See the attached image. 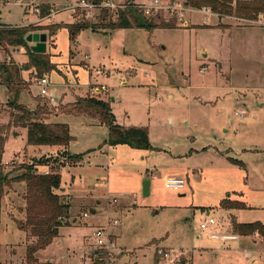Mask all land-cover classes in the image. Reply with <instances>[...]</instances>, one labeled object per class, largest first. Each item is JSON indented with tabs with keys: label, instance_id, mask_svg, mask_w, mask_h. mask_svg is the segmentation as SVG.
<instances>
[{
	"label": "rangeland",
	"instance_id": "rangeland-1",
	"mask_svg": "<svg viewBox=\"0 0 264 264\" xmlns=\"http://www.w3.org/2000/svg\"><path fill=\"white\" fill-rule=\"evenodd\" d=\"M239 1L250 2V7L246 3L241 14L230 16L214 12L209 24L198 10L187 12V24L160 10L147 18L173 27L134 24L117 29L113 12L106 8L87 20L80 0H13L2 6L1 23L48 33L45 52L53 64L42 72L29 60L33 43L0 44V64L30 66L22 71L30 86L20 92L18 102L32 111L49 108L44 119L67 123L70 149L81 154L74 166L63 152L69 147L29 145L25 127L6 131L0 170L12 178L26 164L37 163L38 173L59 172L62 188L56 192L70 208L59 234L35 260L28 259L37 237L20 227L26 218L27 186L23 181L6 186L0 200L2 264H93L98 225L116 239L104 262L111 257L116 264H178L184 258L192 264H264L263 235L221 238L237 232L234 222L264 221V12L254 0ZM130 9L123 11L134 22ZM70 15L73 24L89 28L71 36L63 25ZM42 76L49 78L53 103L41 94L37 80ZM96 84L109 89L94 95L91 87ZM86 96L110 101L122 125L147 126L152 148L109 145L106 123L68 111L70 103ZM9 99L0 83L1 125L11 120ZM169 175L183 176L185 188H166ZM145 179L151 181L149 195L143 194ZM229 194L252 208L220 206ZM89 197L102 202L95 212L89 208L97 203ZM209 218L216 223L204 231L200 225Z\"/></svg>",
	"mask_w": 264,
	"mask_h": 264
},
{
	"label": "trees",
	"instance_id": "trees-1",
	"mask_svg": "<svg viewBox=\"0 0 264 264\" xmlns=\"http://www.w3.org/2000/svg\"><path fill=\"white\" fill-rule=\"evenodd\" d=\"M257 2L259 6H255L257 10L264 12V0L252 1ZM185 3L194 7L209 6L212 11L218 13L220 17L230 16L234 13L241 14V9L250 7V2H242L239 0H185ZM254 8V7H251ZM49 9V8H48ZM43 10L44 14L48 13ZM129 12L133 16V20L128 17V13L122 11L119 18L114 22L113 28H128L134 24L140 25V15L135 10L130 9ZM152 24L147 27L169 26L174 25L168 22H161L157 24L144 16ZM66 25L71 33L75 35L78 31L84 28H89L88 25L78 24H63ZM61 26V25H59ZM59 26L54 27L51 33L54 35ZM31 30L35 28L12 26L0 29V44L5 46L21 47L27 45L26 36ZM94 31V29H92ZM29 50L28 56L31 61V66H34L38 72L51 69L53 64L50 60L48 52H36ZM30 66L18 67L10 64H0V83L5 84L9 92V104L12 108L11 120L7 124H0V163L3 160L6 131L12 126L25 127L27 129V142L29 145H59L69 147L72 136L70 134V127L67 123L62 122H47L44 115L49 113V108L38 106L35 111L29 110L26 105L18 102V96L22 90L29 88L30 82L27 83L23 78V69H28ZM68 111L78 114H85L90 118L99 120L108 125L109 133L107 142L110 145L127 144L133 148L150 149L152 148L149 129L147 126H124L116 121L115 115L112 111L110 102L105 98L98 96L78 97L74 102L68 105ZM43 116V117H42ZM68 158L74 161H79L81 154L72 153L65 149ZM41 161V160H40ZM37 163L26 164L25 171L21 174L9 178L7 174L0 170V200L5 193V187L12 182L23 181L27 186V204H26V218L20 220V227L29 230L33 236L37 237V242L28 248V259L35 260L36 253L51 242V240L59 234V228L62 225V217L68 215L70 204L61 202L59 194L56 189L61 188L62 176L59 172L53 170L49 174L38 173L36 171ZM221 205L225 208L246 207L242 202H235L228 198L222 200ZM238 229L244 233H251L259 229L264 233V225L260 222L254 223H240ZM104 256L101 250H97L96 259L93 264H104ZM183 261L178 264H182ZM0 264L1 259H0ZM187 264H191L188 263Z\"/></svg>",
	"mask_w": 264,
	"mask_h": 264
},
{
	"label": "built area",
	"instance_id": "built-area-1",
	"mask_svg": "<svg viewBox=\"0 0 264 264\" xmlns=\"http://www.w3.org/2000/svg\"><path fill=\"white\" fill-rule=\"evenodd\" d=\"M13 0H0V13H2V6L6 4H11ZM78 6L84 11L85 18L87 20H93L95 17V13L98 9H103L106 8L109 11H112V15L114 20H117L120 16V11L124 10L125 7H130L132 10L137 11L138 13L143 14V16H151L155 12H158L160 10H165L172 16L177 17V19L182 22L187 24L188 20L186 19V14L188 11L191 10H198L203 13H205V18L204 22L209 24L212 20V16L214 11H212L211 7L209 6H201V7H194L187 5L185 3V0H149V3H127V4H120L116 3L114 0H105L102 2H96L94 0H80ZM36 12H40V8L36 7ZM13 25H7L3 24L0 22V29L4 27H12ZM203 71V69H202ZM38 84L41 86V94L48 100L49 103L55 102V98L50 95L49 91V86H50V81L47 76H42L38 78ZM109 88L105 84L101 85H94L91 87L92 93L94 95H98L102 93L103 91H107ZM236 114L244 115V112H236ZM5 164H9L10 161L6 160L3 161ZM53 171V170H52ZM51 170H46L45 173L49 174L52 172ZM164 185L166 188L170 190H183L186 186V179L182 176L178 175H169L165 177L164 179ZM85 216L88 215V213L84 214ZM117 223V220L115 221ZM215 219L214 218H209L208 220H205L204 222L201 223V228L206 231L208 226L210 224H214ZM237 236L234 234H228V235H223L221 238L223 240H228V239H235ZM93 238H94V243L98 246L97 250H101V254L103 255H112L113 253L110 251L111 248H113L116 245V241H114L111 237L110 232L108 231L107 228L105 227H98L94 232H93ZM158 252L160 254H163L165 257H169L168 252H164L163 249H159ZM106 258V257H104ZM104 262V264H116L115 260L111 259V257Z\"/></svg>",
	"mask_w": 264,
	"mask_h": 264
},
{
	"label": "crops",
	"instance_id": "crops-1",
	"mask_svg": "<svg viewBox=\"0 0 264 264\" xmlns=\"http://www.w3.org/2000/svg\"><path fill=\"white\" fill-rule=\"evenodd\" d=\"M136 1V0H135ZM51 11H53L52 9H50ZM50 11V12H51ZM55 16H56V14H55ZM72 15H70V17L69 18H66V21H64L65 22V24H73L72 22H73V20H72V17H71ZM56 18V17H55ZM14 26H17V25H14ZM54 36V35H53ZM34 44V43H33ZM33 44H32V46H33ZM47 48H48V40H47ZM201 51H204L205 53H207V55H208V52L206 51V50H201ZM206 55V56H207ZM206 56H204V57H206ZM125 83V82H124ZM96 85H101V84H96ZM91 87V86H90ZM109 88V87H108ZM89 91H90V89H89ZM100 94H102V93H100ZM110 102V101H109ZM111 105V104H110ZM10 110H12L11 108H10ZM95 121V120H94ZM125 126V125H124ZM138 126H140V125H138ZM128 127V126H127ZM110 145V144H109ZM118 145H127V144H118ZM118 145H115V146H118ZM32 146H38V147H59V145H32ZM111 146H113V145H111ZM63 147V146H62ZM68 149V148H67ZM69 149H70V145H69ZM138 149V148H137ZM70 151H71V149H70ZM72 152V151H71ZM81 161L79 160V161H75V163L76 164H74V166L75 165H77V164H79ZM180 176V175H179ZM183 177V176H182ZM151 182V181H150ZM150 185H151V183H150ZM61 188H62V185H61ZM63 189H65L66 190V188L64 187ZM225 198H228V199H230V200H232V201H235V202H243L245 205H246V207H241V208H250L251 206H247V204L244 202V201H242V200H239L238 198H234L231 194H229L228 196H226ZM225 198H223V199H225ZM222 199V200H223ZM86 200V199H85ZM89 200H94V201H96V203H97V205H95V206H93V207H90L89 209H91L93 212H95V210L98 208V207H100V206H102V202H101V200H99V199H93V198H91V197H89ZM221 202L222 201H220V206H221ZM252 208V207H251ZM209 213V212H208ZM84 217H88L89 216V211H88V215L87 216H85V215H83ZM254 222H260V223H262V225H264V221H262V220H245V221H241V222H234L233 223V225H234V227H236V231L237 232H235L234 231V233H232V234H234V235H236L237 237L235 238V240H240V237H239V235L240 236H251V235H255V236H264V233L262 232V231H260L259 229H256V230H254L253 232H251V233H244V232H241L239 229H238V224H240V223H254ZM215 223H216V221H215ZM214 223V224H215ZM211 225V224H210ZM237 225V226H236ZM99 226H101V225H98V227ZM97 227V228H98ZM235 229V228H234ZM115 241H116V239H115ZM167 249V248H166ZM122 252V251H121ZM120 252V253H121ZM119 253V254H120ZM170 255H171V252H170ZM123 256V255H122ZM121 255L119 256V257H116V258H120V257H122ZM247 256H249V254L247 253ZM115 258V257H114ZM169 259V258H168ZM175 260V259H177V258H170V260ZM191 263L192 264V262H189V260L188 259H185L184 258V260H183V263ZM182 263V264H183ZM153 264H157V263H153Z\"/></svg>",
	"mask_w": 264,
	"mask_h": 264
},
{
	"label": "water",
	"instance_id": "water-1",
	"mask_svg": "<svg viewBox=\"0 0 264 264\" xmlns=\"http://www.w3.org/2000/svg\"><path fill=\"white\" fill-rule=\"evenodd\" d=\"M139 22L141 26L151 25L152 23L149 22L146 18H144L143 15H140ZM26 40L29 43H34L32 46V49L36 52H45L47 49V40H48V33L46 32H30L26 36ZM202 56H206L207 53L204 51H200ZM150 179H145L144 185H143V194L149 195L150 193ZM97 250H94V253H96ZM185 264V262L183 263Z\"/></svg>",
	"mask_w": 264,
	"mask_h": 264
}]
</instances>
